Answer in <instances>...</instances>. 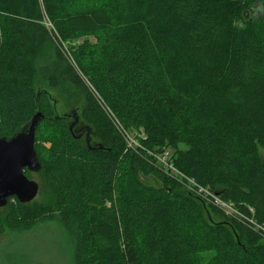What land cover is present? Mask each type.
I'll list each match as a JSON object with an SVG mask.
<instances>
[{
  "label": "trees",
  "instance_id": "trees-1",
  "mask_svg": "<svg viewBox=\"0 0 264 264\" xmlns=\"http://www.w3.org/2000/svg\"><path fill=\"white\" fill-rule=\"evenodd\" d=\"M236 1L0 0V135L45 114L37 173L52 194L11 197L0 233L57 214L71 264H264L250 221L264 227V14L246 19ZM39 79L81 94L84 133ZM133 130L145 147L129 145ZM160 149L240 213L190 191Z\"/></svg>",
  "mask_w": 264,
  "mask_h": 264
},
{
  "label": "rangeland",
  "instance_id": "rangeland-1",
  "mask_svg": "<svg viewBox=\"0 0 264 264\" xmlns=\"http://www.w3.org/2000/svg\"><path fill=\"white\" fill-rule=\"evenodd\" d=\"M236 5V13L239 15L247 8L245 10L246 19L251 17L258 18L264 14L263 4L248 8L249 4H245V0H243L242 3L236 1ZM47 25L50 24L47 23ZM37 89H47L57 107L58 113L66 118L68 117L67 121L69 124H73L72 127H74L75 132H85L87 124L82 121L80 116L81 107L83 106L81 94L78 92L71 94L63 88H50L40 79ZM141 133L140 130H133L132 132L129 131V136L144 146V143L139 140ZM49 135V132H46V135L41 136V138L49 141ZM127 139L128 141L130 140L129 138ZM132 144L135 145L134 142ZM184 147L186 146L180 145V148ZM139 177L146 183H156L149 175L140 173ZM30 178L35 179L39 183V192L33 201L38 203L52 202V194L40 174L31 172ZM224 213L228 215L225 211ZM212 214L214 215L213 212ZM229 216L234 217L231 214ZM260 229L263 231L262 228ZM71 239L57 214L52 218L37 223L35 227L29 230H13L6 226L4 233H0V264H71ZM204 250L206 249L202 251L201 260L204 263H208L213 253L210 250Z\"/></svg>",
  "mask_w": 264,
  "mask_h": 264
},
{
  "label": "water",
  "instance_id": "water-1",
  "mask_svg": "<svg viewBox=\"0 0 264 264\" xmlns=\"http://www.w3.org/2000/svg\"><path fill=\"white\" fill-rule=\"evenodd\" d=\"M44 118L45 114L38 110L11 137L0 135V207L7 205L11 197L25 203L38 195L39 183L26 170L37 173L42 169L35 142Z\"/></svg>",
  "mask_w": 264,
  "mask_h": 264
},
{
  "label": "built area",
  "instance_id": "built-area-1",
  "mask_svg": "<svg viewBox=\"0 0 264 264\" xmlns=\"http://www.w3.org/2000/svg\"><path fill=\"white\" fill-rule=\"evenodd\" d=\"M143 135V134H141ZM126 137L130 140L129 145L134 147L137 146L139 143L136 139H131L129 136V133H126ZM145 138V137H144ZM132 142L135 143V145L132 144ZM153 156L156 158V162L163 166L165 170L175 176H178L181 181L184 182L185 186L195 193L196 195L204 198L208 202H211L212 204L220 207L227 213H240L237 208L233 206L231 202H228L224 199H222L219 195H217L213 190H211L209 187H206L202 184H200L194 177H191L190 175L185 174L183 171L178 169L171 160L172 151L170 149L163 150V152H151ZM250 221L255 225L256 228L263 229L264 234V227L258 223H256L253 219H250ZM261 230V229H260Z\"/></svg>",
  "mask_w": 264,
  "mask_h": 264
},
{
  "label": "flooded vegetation",
  "instance_id": "flooded-vegetation-1",
  "mask_svg": "<svg viewBox=\"0 0 264 264\" xmlns=\"http://www.w3.org/2000/svg\"><path fill=\"white\" fill-rule=\"evenodd\" d=\"M67 118H68V117H67ZM87 136H89V133H86V134H85V137H87ZM14 198H15V197H14ZM15 199H16V198H15Z\"/></svg>",
  "mask_w": 264,
  "mask_h": 264
},
{
  "label": "bare ground",
  "instance_id": "bare-ground-1",
  "mask_svg": "<svg viewBox=\"0 0 264 264\" xmlns=\"http://www.w3.org/2000/svg\"><path fill=\"white\" fill-rule=\"evenodd\" d=\"M161 152H163V149H162V151ZM218 195V194H217ZM16 198V197H15ZM10 199V198H9ZM33 201V200H32ZM31 202V201H30Z\"/></svg>",
  "mask_w": 264,
  "mask_h": 264
}]
</instances>
